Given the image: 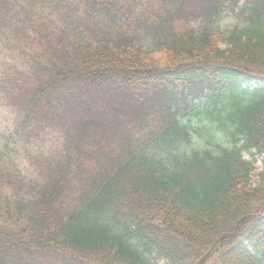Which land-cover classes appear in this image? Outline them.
Masks as SVG:
<instances>
[{
	"label": "trees",
	"instance_id": "16d2710c",
	"mask_svg": "<svg viewBox=\"0 0 264 264\" xmlns=\"http://www.w3.org/2000/svg\"><path fill=\"white\" fill-rule=\"evenodd\" d=\"M0 66V264H264V0H0Z\"/></svg>",
	"mask_w": 264,
	"mask_h": 264
},
{
	"label": "rangeland",
	"instance_id": "374dc122",
	"mask_svg": "<svg viewBox=\"0 0 264 264\" xmlns=\"http://www.w3.org/2000/svg\"><path fill=\"white\" fill-rule=\"evenodd\" d=\"M238 6H240V3L238 4ZM242 18L243 17H241L240 15L237 16L232 12H226L223 14V17L219 21V28L222 30H229L232 28L236 21H240V19ZM58 24L63 26L64 23L62 21H59ZM23 43L30 45L31 41L28 38H24ZM27 50H31L30 47L27 48ZM28 66L26 67L29 69V71H32L33 67L30 65ZM19 67L20 66H17L15 69H18ZM1 70L2 67L0 66V71ZM0 87H2L0 88V163L4 162L11 167H14L15 171L24 180H28L32 178V176L37 177L38 171H40V169H37L35 164L31 163V161H29L27 157L28 153H31L33 150L37 149L31 148L30 143H21L19 139L14 143L11 138V136L13 135V130L16 129L15 126L18 124L19 126L24 125L25 121L24 116H22V111L15 101L13 92H9L10 83L7 81L6 84L4 83V85ZM193 108H195V106H193ZM187 112L189 111L187 110ZM190 113L185 117V119L189 118L190 120H192L189 121L190 123H188L187 125L189 127H194L197 131L201 132L203 130V126L194 121L195 115H192ZM54 131H56L55 128ZM55 135L58 136L56 133H54L53 136L49 140H47V142H50L55 145V147H57L60 146V141ZM35 144L36 146L42 147L43 150L50 148L49 143L44 146L42 143H40V139H38Z\"/></svg>",
	"mask_w": 264,
	"mask_h": 264
}]
</instances>
